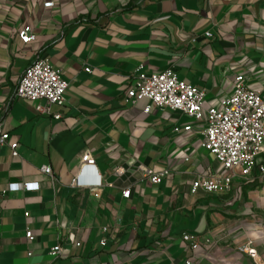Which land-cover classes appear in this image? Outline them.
<instances>
[{
	"label": "crops",
	"instance_id": "obj_1",
	"mask_svg": "<svg viewBox=\"0 0 264 264\" xmlns=\"http://www.w3.org/2000/svg\"><path fill=\"white\" fill-rule=\"evenodd\" d=\"M23 28L34 42L20 40ZM45 57L69 82L65 103L52 106L60 119L15 96ZM169 67L206 90V105L231 96L242 73L264 98V0H0V114L10 134L0 145V264H217L183 235L229 242L237 219L251 227L262 184L192 191L198 178L225 172L202 146L207 122L157 106L146 113L149 100L130 97L140 73ZM86 152L96 165L81 170ZM144 167L167 173L153 184ZM76 177L102 186L73 187ZM28 182L40 188L7 189ZM223 256L234 263L233 251Z\"/></svg>",
	"mask_w": 264,
	"mask_h": 264
},
{
	"label": "built area",
	"instance_id": "obj_2",
	"mask_svg": "<svg viewBox=\"0 0 264 264\" xmlns=\"http://www.w3.org/2000/svg\"><path fill=\"white\" fill-rule=\"evenodd\" d=\"M45 7H53V2H47ZM208 35H212L211 32ZM18 36L24 44L36 40V35L28 28L19 31ZM91 72L90 68L86 69ZM69 82L63 78L62 71L53 65L47 57L39 58L30 65L21 75L15 90L17 98L35 104V110L41 114L53 115L56 119L62 118L60 112L53 113L52 106H62L65 103V92ZM206 90L180 80L174 67L158 73H140L130 91V97L148 99L150 104L144 109L149 113L153 106L170 108L181 111L193 119H204L207 122L205 138L202 146L215 155L222 163L224 173L211 177H200L192 186V191L202 190L209 194L220 195L231 190L235 181L258 182L264 186V98L261 90L251 88L246 84L245 74H239L234 81V91L231 96L214 101L206 105ZM129 97V98H130ZM45 100V103L41 101ZM4 118L0 114V145L8 144L10 134L4 130ZM14 156H18L19 143L10 142ZM96 165L95 158L86 152L81 159V170L84 167ZM41 171L53 176L49 165L41 167ZM145 177L153 184L162 182L164 174L152 169L143 168ZM54 177V176H53ZM100 187L102 182L81 181L79 177L73 179L71 186L82 185ZM40 183H11L9 191L25 189L38 190ZM130 189L123 191V197L129 198ZM29 241L34 240L31 230L26 232ZM183 240L191 250L203 248L212 253L216 248V241L211 237L201 238L198 235L185 233ZM240 250L259 264V252L249 240ZM53 254L62 252L60 245L53 249ZM182 264H201L200 260L187 258Z\"/></svg>",
	"mask_w": 264,
	"mask_h": 264
},
{
	"label": "rangeland",
	"instance_id": "obj_3",
	"mask_svg": "<svg viewBox=\"0 0 264 264\" xmlns=\"http://www.w3.org/2000/svg\"><path fill=\"white\" fill-rule=\"evenodd\" d=\"M255 210L251 214L249 224L251 227L245 231L242 226L241 220L236 221V230L234 233V239L229 242L218 241L216 239V248L211 255L215 258L217 264H232L228 259L223 258L224 253L227 250L233 251L235 256L233 264H257L253 259L249 258L242 253L240 248L242 245L247 244L249 240L253 242V245L258 249L259 252V264H264V202L260 205H254ZM245 219V221H247Z\"/></svg>",
	"mask_w": 264,
	"mask_h": 264
}]
</instances>
